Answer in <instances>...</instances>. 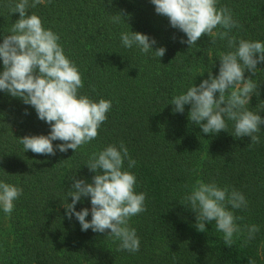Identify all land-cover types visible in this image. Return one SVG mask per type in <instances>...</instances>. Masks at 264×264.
Listing matches in <instances>:
<instances>
[{
    "label": "trees",
    "instance_id": "obj_1",
    "mask_svg": "<svg viewBox=\"0 0 264 264\" xmlns=\"http://www.w3.org/2000/svg\"><path fill=\"white\" fill-rule=\"evenodd\" d=\"M15 2L0 0V43L19 19L9 8ZM221 6L240 25L229 34L237 42H264V0H218ZM32 13L59 35L64 54L82 76L79 94L94 102L110 100L112 108L97 138L75 153L69 149L39 155L24 152L19 138L48 135L50 126L32 106L0 91V181L23 190L10 217L0 209V264H250L249 259L264 264V125L260 143L248 146L250 137H233V121L226 119L227 131L204 134L188 119L190 105L174 113L170 104L174 96L207 79L208 72L218 75L220 55L234 51L227 40L217 38L212 45L211 37L203 35L197 45L181 43L186 35L157 14L151 0H46L30 8ZM118 13L122 16L114 23L112 16ZM130 31L154 38L153 50L164 47L165 55L156 59L135 46L123 47L121 33ZM257 68L252 79L260 95L253 94L247 107L264 118V63ZM244 75L251 74L246 70ZM121 142L137 161L129 169L125 160L123 167L136 176L135 191L146 193L147 210L130 219L140 238L134 254L119 251V241L107 236L110 230L82 231L65 209L72 202L70 178L91 183L96 173L86 164L92 154ZM52 143L55 147L62 142ZM197 180L235 188L248 201L247 209L229 206L242 217L236 220L242 233L234 234L232 247L224 244L215 221L206 223L205 232L197 231L196 213L183 204ZM83 208L91 209L90 198L75 205L76 211ZM86 220H91L90 211ZM253 224L260 231L241 247L246 226Z\"/></svg>",
    "mask_w": 264,
    "mask_h": 264
},
{
    "label": "clouds",
    "instance_id": "obj_2",
    "mask_svg": "<svg viewBox=\"0 0 264 264\" xmlns=\"http://www.w3.org/2000/svg\"><path fill=\"white\" fill-rule=\"evenodd\" d=\"M46 0H17L10 4L11 13H19V19L13 23L10 35L0 43V91L20 98L24 104L32 106L38 119L50 126L48 135H26L19 138L24 152L31 151L39 155H56L69 149L75 151L90 143L98 136V129L107 120L112 108L110 100L92 101L79 94L84 87L82 76L76 65L64 54L59 44V35L51 29H45L41 18L35 13L28 14L30 8L44 4ZM51 3V0H47ZM111 0H109V3ZM155 12L168 18L171 27L178 29L187 37L181 39L190 47L197 45L203 36L211 37V44L217 38L227 40L228 47L234 51L223 53L219 57V73L208 78L198 86L194 84L186 92L174 96L171 103L174 113H183L185 105H190L188 119L198 125L204 134H219L227 131L226 119L234 122V138L250 137L248 146L260 143L261 125L264 118L247 107L251 96H259V85L252 79L257 74V64L264 63V42L251 41L230 36L233 28H239L233 19L231 10L226 6L217 7L218 0H151ZM122 15L112 16L118 23ZM223 31H214L216 29ZM122 46L128 49L134 46L144 55L151 53L153 58H162L166 48L153 50L157 43L154 38L140 32L121 33ZM189 47V48H190ZM251 75L245 78V71ZM201 73L199 75H203ZM219 94L218 97L216 94ZM62 143L53 146V141ZM70 158V157H69ZM134 168L133 159L123 142L119 147L108 145L102 151L93 153L88 169L96 173L92 182L85 179L73 180L69 196L72 202L65 206L66 216L79 221L82 231L91 229L96 233H105L114 241H119L118 250L137 253L140 250V238L136 229L130 227V219L146 209V193L135 191L136 176L124 169ZM23 194L20 187L0 181V208L7 217L14 210V201ZM88 197L91 209L75 210L77 202ZM184 205L196 213V229L205 232L206 223L215 221V228L223 233V242L232 247L234 234L242 229L236 223L237 217L231 209H247L248 201L244 194L235 188L219 187L215 182L205 183L197 180L192 190L185 196ZM91 212V220L86 217ZM247 238L241 244L246 247L260 231L258 225L246 226ZM250 264H256L249 259Z\"/></svg>",
    "mask_w": 264,
    "mask_h": 264
},
{
    "label": "rangeland",
    "instance_id": "obj_3",
    "mask_svg": "<svg viewBox=\"0 0 264 264\" xmlns=\"http://www.w3.org/2000/svg\"><path fill=\"white\" fill-rule=\"evenodd\" d=\"M1 209V208H0Z\"/></svg>",
    "mask_w": 264,
    "mask_h": 264
}]
</instances>
